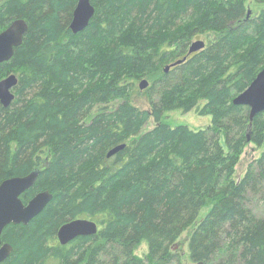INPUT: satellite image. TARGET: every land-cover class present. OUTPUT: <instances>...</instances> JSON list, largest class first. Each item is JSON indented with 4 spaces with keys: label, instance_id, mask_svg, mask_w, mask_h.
Returning <instances> with one entry per match:
<instances>
[{
    "label": "trees",
    "instance_id": "trees-1",
    "mask_svg": "<svg viewBox=\"0 0 264 264\" xmlns=\"http://www.w3.org/2000/svg\"><path fill=\"white\" fill-rule=\"evenodd\" d=\"M91 1L96 13L77 34L70 23L78 0L0 5V32L19 18L29 25L11 60L0 64V80L19 79L11 106L0 104V183L38 169L21 199L27 204L45 190L54 195L29 224L4 229L2 241L13 252L1 264H93L90 245L125 248L144 239L167 264L175 257L171 244L195 226L194 259L208 264L214 246L233 239L225 222L237 218L233 246L240 247V264H264V220L238 201L255 181L234 179L244 148L264 145V112L251 122L249 108L233 103L264 67V7L248 15V0ZM206 32L218 37L188 55L195 37ZM145 76H156L149 109L130 99V79ZM113 99H121L117 107ZM202 101L201 113L212 117L207 129L163 120ZM151 119L155 126L142 132ZM77 218L95 221L98 233L60 244V227ZM112 253L118 261L119 252ZM127 256L124 264H142Z\"/></svg>",
    "mask_w": 264,
    "mask_h": 264
},
{
    "label": "rangeland",
    "instance_id": "rangeland-1",
    "mask_svg": "<svg viewBox=\"0 0 264 264\" xmlns=\"http://www.w3.org/2000/svg\"><path fill=\"white\" fill-rule=\"evenodd\" d=\"M8 0H0V5ZM248 10L251 12L250 14H257L263 7L264 3H257L255 0L247 1ZM218 37V33L216 32H206L202 33L195 37L194 42L198 40H202L205 44L212 42L215 38ZM148 44H155L152 41H148ZM105 48H101V51H104ZM85 61V60H84ZM171 65V64H169ZM84 67H87L86 63L83 64ZM168 66V65H167ZM167 66H164L159 72H163ZM156 75V74H155ZM157 75V76H158ZM156 76H145L141 77L138 80L130 79V82L134 83L133 90L131 92L130 99L133 104L138 106L141 109H149L150 108V100H149V90L154 84ZM133 80V81H131ZM143 80H147L149 85L141 89L140 84ZM156 98L158 96H155ZM154 97V98H155ZM121 99H113L110 101L111 107H117V105L121 102ZM205 105V102L202 101L198 106L193 107L189 111L185 109H176L174 111L167 112L164 115L163 120L167 122L172 127L176 126H188L192 130H201L207 129L212 125V117L210 115H204L201 113L202 107ZM98 107L94 109L97 110ZM155 126V122L151 119L148 124L142 129V132H146L152 129ZM220 143L222 146H225V141L223 136L220 138ZM264 152V145H256L255 143H249L239 158V162L236 165L234 179L238 183H242V181L247 176H252V179L255 181V184L247 185L244 187V192L239 197L238 201H241L242 208L249 211L253 216L258 219L264 220V161H260L262 153ZM108 196L105 197L107 199ZM212 206L205 208L201 214L200 219H203L211 210ZM240 222V218H237L236 223L232 224V222H225L224 228L226 230H233V239L229 241H224L222 239L221 243L214 246L216 247V251H213L209 255L208 264H225L230 259H234L236 264H240L242 258L240 257V247L236 249L233 246V243L238 239V233L235 225H238ZM195 227H191L189 229L182 230L181 235L177 239V241L171 244V250L175 257L173 260L168 262L167 264H197L199 261H195L193 256L192 241L194 236ZM222 230V229H221ZM224 233V232H221ZM224 237V235H221ZM83 237H91V236H83ZM80 237V238H83ZM221 237V238H222ZM89 243V242H88ZM89 245V244H88ZM93 246V247H92ZM94 249L92 252L93 255V264H122L126 259H128L127 252H130L133 258H136L142 264H162V260L160 257H154L152 254L151 243L148 239H144L138 245L127 246L125 248L120 247L117 244L107 243L103 250L97 247L96 245H90ZM114 250H117L120 254L118 256V261L115 259ZM125 250V251H122ZM126 254L123 255V253ZM80 255V250L77 249L73 253V258L77 259ZM98 260V261H97ZM115 260V261H114ZM89 261L83 260V264H87ZM125 263V262H124ZM123 263V264H124ZM207 264V263H206ZM229 264V263H228Z\"/></svg>",
    "mask_w": 264,
    "mask_h": 264
},
{
    "label": "water",
    "instance_id": "water-1",
    "mask_svg": "<svg viewBox=\"0 0 264 264\" xmlns=\"http://www.w3.org/2000/svg\"><path fill=\"white\" fill-rule=\"evenodd\" d=\"M95 13L96 8L91 0H78L70 23L71 31L74 34L84 31L89 26ZM250 13L249 11L248 15ZM28 30L27 21L19 18L12 21L0 32V64L11 60L15 49L22 45ZM205 46L206 44L202 40L193 42L188 55L203 49ZM185 59H187V56L168 65L165 70L168 71ZM18 81L19 79L15 74L0 80V104L5 108L11 106L15 99L14 89ZM148 85L149 82L143 80L140 88L144 89ZM233 103L249 108L251 122L257 114L264 112V67L249 87L234 98ZM125 146V144H122L113 148L109 151L108 157L115 155ZM39 174L40 170L37 169L26 176L10 177L0 183V264L6 261L13 252L12 246L2 241L4 229L10 224H29L54 198L53 193L45 190L37 193L27 204L21 199V195L35 185ZM98 231L99 225L95 221L87 218H77L63 224L57 236L60 244L68 245L79 237L96 235ZM197 264L205 263L200 261Z\"/></svg>",
    "mask_w": 264,
    "mask_h": 264
},
{
    "label": "flooded vegetation",
    "instance_id": "flooded-vegetation-1",
    "mask_svg": "<svg viewBox=\"0 0 264 264\" xmlns=\"http://www.w3.org/2000/svg\"><path fill=\"white\" fill-rule=\"evenodd\" d=\"M92 236H94V235H92ZM200 262V261H199ZM204 262V261H203ZM205 263V262H204ZM206 264V263H205Z\"/></svg>",
    "mask_w": 264,
    "mask_h": 264
}]
</instances>
